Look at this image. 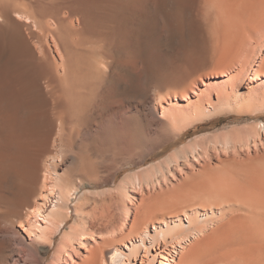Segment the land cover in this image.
<instances>
[{"label":"bare ground","instance_id":"obj_1","mask_svg":"<svg viewBox=\"0 0 264 264\" xmlns=\"http://www.w3.org/2000/svg\"><path fill=\"white\" fill-rule=\"evenodd\" d=\"M0 18V229L15 227L41 250L37 242L52 245L71 204L83 226L65 235L84 247L97 234L86 228L88 204L107 212L114 205L109 213L123 219L109 214L108 235L97 234L80 264H136L139 257L141 264H264V159L234 163L229 152L239 137L194 139L170 163L114 182L146 159L137 163L133 153L149 157L210 112L199 95L189 108L177 105L179 98L189 103L198 80L226 76L235 89L245 82L244 66L230 73L264 21V0H0ZM249 84L246 94H257ZM222 91L218 101L229 97ZM124 108L128 115L115 120ZM257 126L264 136V121ZM253 127L240 137L246 145ZM127 136L130 147L122 143ZM109 140L112 160L125 162L112 168L115 187L90 199L83 178L56 169L64 155Z\"/></svg>","mask_w":264,"mask_h":264},{"label":"rangeland","instance_id":"obj_2","mask_svg":"<svg viewBox=\"0 0 264 264\" xmlns=\"http://www.w3.org/2000/svg\"><path fill=\"white\" fill-rule=\"evenodd\" d=\"M2 23L3 22L0 18V25ZM255 28L256 29H254L252 34L246 38L247 42L245 41V45L242 47L241 52H239L240 54H238L235 59V61H237L238 63L237 62L235 63V66L230 73L231 75H234L232 73H235V71L237 73L239 68L241 66H244V68L243 67L240 68L241 69L240 72L241 74H243L245 84L244 83L239 84V86L237 87L239 89L238 90L235 88H231L230 84L228 83L230 82L229 77L226 76H213V77L211 76L208 78H204L203 80H198L197 86L195 88L197 92H194L195 94L189 92V95L192 97L191 100H189V103L186 100L179 98L180 103L177 105L182 108H189L193 106L194 102L196 101L194 97H197V95H199L198 97H201L202 100L201 102V105L203 106L202 108L203 109L209 108L210 112L209 113L205 112L207 115L203 114V117L199 116L200 118L199 120L192 121L189 125L184 127L182 131L178 133L179 135L173 134V136L175 137L170 138L163 145L161 144L156 148L152 149L151 151L148 150L150 151L149 157H148V152L147 153L145 152V154L140 153L141 155L139 153H133L131 157H133V160H136L135 162L140 161L144 155H147L145 159L146 161L144 160L140 164L137 165L132 164L131 166L124 167L121 170V172L115 177L114 182L117 183L126 172L141 171L144 168V166L155 165L156 163L160 161L163 162L164 160H165L164 163L166 162L170 163V160H168V158H170V156L174 153V151L182 147H185V145L187 144L189 145L193 143L194 139L201 140L199 141L200 143L202 141L207 142L209 138L214 137L213 135H215L216 137L219 136L222 137L224 133H230L232 139L234 137L240 138L246 128L253 126L255 127V128L253 127L254 136L252 138L249 137L250 140L247 141L248 144L246 145L241 138L240 141L238 140L239 138H237V141L234 138L235 145L237 147H235L236 148L235 151H231L229 153H231V156L235 159L234 163L236 162V164L239 166H242V164H244L243 167H249L252 165L251 163H253L254 165L257 160L264 159L263 158L264 136L262 135L260 129L257 126L260 121H264V71H263L264 70V59H263L264 58V21L261 22L260 25H257ZM257 64L259 65L262 64L261 71L255 69L257 67ZM246 83H250L248 87L255 89L257 94L251 95L250 92L246 94V88H247V86H245ZM218 91L219 92L222 91L224 94H229L228 95L229 97L224 95L225 98L223 97L220 101H218L217 100ZM226 99L228 100L227 105H225ZM214 103L216 106L215 108L217 109V111L215 109L216 112L212 110L211 104ZM208 104H210L211 107H209ZM218 105H220V107ZM125 110H126L125 108L120 109V112H118V114L116 115V117L117 116L118 117L117 119L115 117V120L119 121L122 119L123 116H127L128 112ZM211 110L213 112H211ZM221 137L219 139L223 140ZM130 139L127 136V140L122 141V143L130 147L131 146ZM254 139L255 142L257 141L258 142L256 146L257 148L255 147L253 149L252 145L254 143ZM97 143L99 144L98 145L87 144L85 146V151H82L79 155H75V154L73 155L71 153L66 154V156L64 155V158L60 162V166L56 169V171L59 174L68 175V176L72 175L73 177L77 176L81 179L83 178L82 180L87 184L82 187V192L86 193L87 195L89 194L88 197L90 195H93V193L98 194L103 191L112 190L115 187V183L111 180L112 168H115L119 164L125 162L124 160L121 159L120 156H116V158L112 160L114 157L111 152V149L113 146L116 145H114L110 140L107 142V144L101 142H97ZM98 151L101 153L98 154L99 153ZM111 155L112 158L110 157ZM249 163L251 165H249ZM194 165H193L194 169L201 168L199 164H198L199 166L196 163ZM210 165H213L211 160H210ZM182 172L183 170L180 172L175 171L174 178L169 177L170 178L169 180H171L170 182L171 185H176L177 183L176 181L182 178L181 177V175L183 176ZM97 174H98V178H97ZM95 179H100L101 184L95 185L94 182ZM169 185L167 184V186ZM74 195H76V193H74ZM90 199H92V196H90ZM69 206H70V212H68V214L70 213V216L68 217L69 219H67L64 227H62L60 231H58V233L56 234L55 238L53 239L52 245L49 246L46 245L44 242L43 243L37 242L38 244L41 245L43 244V247L45 249L43 248L40 250V248L39 249L34 248L36 247V245L35 246L33 245V247L31 246L30 248L28 245L29 240L26 239V237L24 238L22 237V235H19L15 227L14 228L10 227L8 229L5 228L0 229V255L2 254L5 255L4 263L5 264H80L82 260L85 257H87V254H89L88 251L99 242L100 238L102 237V233L104 232L103 236L108 235L107 232L109 231V229H107L106 231V228L107 227L110 228V226H107L108 220L111 219L109 214L112 213L111 215L115 216L116 217L115 219L118 220V222H120L123 219L122 215H119L118 214L119 211L116 209L115 211H113L116 215H114L113 212L109 213V211H112L113 208H115L114 205L110 207V209L112 208V210L109 209L107 212V209L102 210L100 206L98 207V209H96V207H93V205H91L93 208V210H91L92 208L88 204L87 206L88 209L86 208L85 211L90 210V213L88 212L90 221L88 220L86 224V228L90 232L93 229L92 231L94 233L99 234L100 238L98 237L99 235L97 236L96 234L95 238L83 239V242H86L84 243L85 244L84 247H78L74 243V239L70 240L73 243V244L71 243V247L74 246V248L71 249V247L69 248V245H67L68 242H70L69 241L70 238L65 234L66 233L68 234L69 232H70L69 234H71L75 230H77L75 231L76 233L73 234V236L75 237L83 225L80 224L82 222L79 220V218L75 216L73 212L74 211L73 206H71V204ZM106 212L107 215L109 216L106 215ZM132 216L133 215L131 213V216H129V221L132 219ZM102 225L103 226L105 225L104 227L106 226L107 227L104 228ZM65 229H67L69 232ZM99 230H101V232H99ZM64 241H67V243H65ZM62 246H64L65 248H63ZM160 246L161 248L158 249V251L163 249L164 247L162 243L160 244ZM166 247L171 248V246L168 243ZM73 249L75 250L73 251ZM66 251L69 254H67ZM57 253H59L60 259L57 257L58 255ZM67 255L69 258L70 257L71 258L69 259ZM140 261L141 260L139 257L137 259L136 264H141ZM106 263H108V260L106 261ZM100 264H104V261L101 260Z\"/></svg>","mask_w":264,"mask_h":264}]
</instances>
